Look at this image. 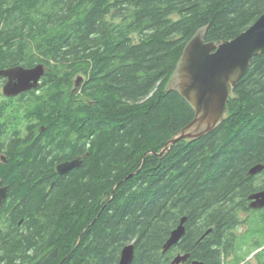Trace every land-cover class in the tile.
Returning a JSON list of instances; mask_svg holds the SVG:
<instances>
[{
  "label": "trees",
  "instance_id": "obj_1",
  "mask_svg": "<svg viewBox=\"0 0 264 264\" xmlns=\"http://www.w3.org/2000/svg\"><path fill=\"white\" fill-rule=\"evenodd\" d=\"M263 13L264 0H0V70L47 69L38 92L16 96L41 101L28 114L46 145L0 160L14 207L0 264H118L130 243L132 264H170L176 252L224 264L213 244L260 187L249 171L264 164V57L251 59L220 125L172 147L195 110L169 81L198 29L232 40ZM11 107L0 103V116ZM183 217L185 235L164 252Z\"/></svg>",
  "mask_w": 264,
  "mask_h": 264
},
{
  "label": "water",
  "instance_id": "obj_2",
  "mask_svg": "<svg viewBox=\"0 0 264 264\" xmlns=\"http://www.w3.org/2000/svg\"><path fill=\"white\" fill-rule=\"evenodd\" d=\"M209 26L197 30L184 47L183 53L169 81V88L178 92L195 110V119L168 141L172 147L177 141L185 138L199 139L214 130L225 118L227 103L234 93V88L250 68L251 59L255 55L264 57V13L245 31L232 40L207 41ZM46 66L38 64L34 67L17 66L0 70L6 78L4 94L17 96L25 91L38 88ZM83 78L76 80V88ZM167 143V144H168ZM163 148L166 152L168 147ZM77 158L58 165V172L65 174L81 165ZM264 169V164L252 167L249 176H254ZM8 188L0 181V205L7 197ZM251 207L264 206V191L250 195ZM186 217L181 219L167 242L164 252L177 245L186 233ZM135 257L134 243L127 244L121 253L118 264H132ZM191 257L190 253H179L170 264H183ZM191 264H206L193 259Z\"/></svg>",
  "mask_w": 264,
  "mask_h": 264
},
{
  "label": "flooded vegetation",
  "instance_id": "obj_3",
  "mask_svg": "<svg viewBox=\"0 0 264 264\" xmlns=\"http://www.w3.org/2000/svg\"><path fill=\"white\" fill-rule=\"evenodd\" d=\"M40 86L41 83L38 88L25 91L17 95V97L34 90L38 92ZM13 97V99L3 98L0 100V103L4 102L12 105L11 108L5 110V116H0V118L3 117L2 121H0V138H3L4 147H6L5 151L0 153V160L4 163L8 160L6 153L8 149L17 148L19 153L22 154L23 151L33 145L42 147L46 145L45 135L43 134L45 126L39 123V120L34 114H28L39 107L38 103L41 101L30 100L28 98L19 99L16 98V96ZM29 100L34 103L32 108L28 107ZM68 101L64 100L63 102L65 103ZM28 122L29 125H26ZM72 139H74V137L71 136V142L74 141ZM21 154L19 155L21 156ZM82 158V156H79V159H81L83 163ZM71 159L74 160V158ZM71 159L64 157L63 160L56 162L54 165L55 171L60 174L58 172V165L63 162L72 161ZM250 178H255V181L260 183L259 190L254 191V193L264 191V169L258 174L250 176ZM2 186L8 188L7 184L2 183ZM250 195L247 198L245 210L239 212L240 217L236 225L224 231L219 244H216V241L213 244V246L217 247L219 250L217 254H223L222 261L224 264L238 262V259L241 257H243V259L236 264H264V206L261 208L251 207L252 199ZM9 199L10 198L6 197L0 205V230H9L11 222H13V219H11V212L14 211V207L11 206ZM5 211L9 213L5 215ZM2 214L7 218L2 216ZM22 222L23 220H20L18 226H22ZM250 250L251 252H249ZM179 253L181 252H176L175 256ZM191 261L192 260L189 259L183 264H191Z\"/></svg>",
  "mask_w": 264,
  "mask_h": 264
},
{
  "label": "rangeland",
  "instance_id": "obj_4",
  "mask_svg": "<svg viewBox=\"0 0 264 264\" xmlns=\"http://www.w3.org/2000/svg\"><path fill=\"white\" fill-rule=\"evenodd\" d=\"M47 70V69H46ZM79 77H81V78H83L84 79V76H83V74H78V75H76L75 76V78H74V82H73V85L71 86V90H73L74 88H75V82H76V80L79 78ZM77 78V79H76ZM81 86V85H80ZM3 89H4V84H3V81L0 79V100L1 99H3V98H5V94H4V91H3ZM83 100V99H82ZM34 106V103H32V102H30V100H29V102H28V107L29 108H32ZM248 255V254H247ZM240 262V261H239ZM236 263H238V262H235V263H232V264H236Z\"/></svg>",
  "mask_w": 264,
  "mask_h": 264
},
{
  "label": "bare ground",
  "instance_id": "obj_5",
  "mask_svg": "<svg viewBox=\"0 0 264 264\" xmlns=\"http://www.w3.org/2000/svg\"><path fill=\"white\" fill-rule=\"evenodd\" d=\"M249 27H250V26H249ZM255 56H260V55H255ZM262 57H263V56H262ZM250 64H251V62H250ZM76 79H77V78H76ZM83 81H84V79H83ZM79 87H81V86H79ZM79 87H78V88H79ZM75 88H76V82H75ZM234 89H235V88H234ZM227 109H228V107H227ZM227 113H228V111H227ZM227 113L225 114L224 118L226 117ZM193 121H194V120H193ZM223 121H224V120H223ZM223 121H222V122H223ZM222 122H221V123H222ZM221 123H220V124H221ZM220 124H219V125H220ZM185 139H189V138H185Z\"/></svg>",
  "mask_w": 264,
  "mask_h": 264
}]
</instances>
